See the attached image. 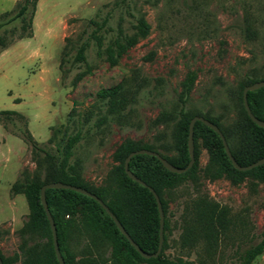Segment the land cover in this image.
Listing matches in <instances>:
<instances>
[{"label": "rangeland", "instance_id": "1", "mask_svg": "<svg viewBox=\"0 0 264 264\" xmlns=\"http://www.w3.org/2000/svg\"><path fill=\"white\" fill-rule=\"evenodd\" d=\"M20 1L0 0V14L15 10ZM106 15L107 30L100 31L104 42L118 25L127 35L136 36L138 17L148 26L147 33L136 36L115 65L97 54L89 38L90 20ZM32 30L31 37L18 39L0 52V111L21 113L33 138L49 151L54 149L48 142L53 133L59 135L65 126L70 134L79 128L74 156L80 160L82 178L92 188L107 183L118 165L114 151L124 139L170 143V129L161 134L164 129L153 121L161 106L172 105L188 72L195 74L188 109L212 106L228 119L232 112L220 106L228 101L226 88L255 69L264 73V0H38ZM83 41L89 44L85 60L76 62V48ZM135 71L157 87L140 98L130 121L133 126L109 123L98 129L93 125L95 116L83 121L100 88L113 86ZM14 120L24 127L23 121ZM8 129H13L11 124ZM195 148L196 182L186 181L171 196H164L171 227L164 252L196 264L199 260L237 264L238 252L256 242L262 229L264 186L252 187L248 178L239 183L224 176L211 178L203 172L208 153L200 139ZM162 153L177 154L174 149ZM34 169L31 147L0 125V253L5 257L19 255L20 229L28 216L23 194H14L11 203L10 186L21 178L22 170L32 173ZM198 194L229 208L230 231L221 237L212 256L200 242L180 243L183 205ZM82 241L74 245L75 250ZM19 263L20 257L13 264ZM252 264H264V250Z\"/></svg>", "mask_w": 264, "mask_h": 264}, {"label": "trees", "instance_id": "2", "mask_svg": "<svg viewBox=\"0 0 264 264\" xmlns=\"http://www.w3.org/2000/svg\"><path fill=\"white\" fill-rule=\"evenodd\" d=\"M38 0H21L15 10L0 14V52L16 40L29 38L33 34L32 19ZM108 15L92 18L89 38L96 44L97 54L104 56L110 65H115L128 48L147 33L148 26L141 18H136V36L127 35L118 25L114 34L104 42L101 30L106 31ZM88 42H81L74 55L76 62L85 60ZM195 80L194 72H188L181 82L179 91L171 106H161L153 123L164 130L170 129V143L156 141L140 143L131 138L124 139L114 151L118 165L112 170L105 185L92 188L82 178L80 160L74 156V148L81 138L79 128L70 134L65 126L59 135L54 133L48 138L53 143V151L46 150L36 141L26 127L24 116L14 110L0 111V125L11 134L20 135L31 147L35 169L32 173L21 171V178L10 186L11 194H23L28 216L20 229L21 242L19 255L5 257L0 253L3 264H13L20 257L19 264H59L53 250L52 236L44 210L40 203L39 189L48 182H63L80 186L95 194L133 239L145 252L153 253L158 246L159 216L152 193L146 186L130 179L124 172L123 163L126 156L141 148L158 152L176 167H184L189 161L187 151V134L190 119L199 115L215 124L228 145L234 160L239 165L250 164L264 156V128L255 124L247 115L242 100L243 87L258 80H264V73L253 70L241 77L236 84L226 88L227 103L220 106L226 112H232L228 119L226 113H215L212 106L188 109L190 92ZM160 82V81H159ZM158 85V84H157ZM151 86V87H150ZM148 78L138 71L123 78L119 83L100 88L96 100L83 115V121L95 116L93 125L101 129L109 123L117 126H133L130 121L136 114V105L145 91L156 90ZM246 100L251 113L264 121V86L247 91ZM71 110L69 117L72 118ZM15 117V118H14ZM23 121L24 127L16 124L14 119ZM11 124L12 130L8 129ZM200 139L208 153L203 172L211 178L226 177L233 183L244 178L250 180V186H264V163L251 169L240 171L233 167L225 154L220 137L211 128L200 121L193 125L194 162L182 173L165 169L160 161L150 155L135 154L128 161V169L158 195L163 212V242L156 257H142L128 240L120 233L112 219L97 201L79 192L48 188L45 199L56 228L59 252L64 264H196L182 258H170L165 254L167 234L170 232V220L167 209L168 201L164 198L186 181L196 182V140ZM174 149L177 154L168 157L162 151ZM180 220V243L182 246H194L202 243L203 250L212 256L221 237L230 231L231 219L229 208L209 199L205 194H198L185 202ZM33 243H28L32 238ZM84 238V242L82 241ZM82 241L78 250L74 245ZM264 250V223L258 240L250 242L238 252L237 264H252L253 260ZM199 260L198 264H205Z\"/></svg>", "mask_w": 264, "mask_h": 264}, {"label": "water", "instance_id": "3", "mask_svg": "<svg viewBox=\"0 0 264 264\" xmlns=\"http://www.w3.org/2000/svg\"><path fill=\"white\" fill-rule=\"evenodd\" d=\"M264 86V80H258L255 81L251 84H248L246 86L243 87L242 90V100H243V107L248 115V117L258 126L264 128V121L258 119L257 117H255L250 109L249 106L247 104V100H246V92L247 91H252L255 89H258L260 87ZM195 121H200L203 124H205L206 126H208L209 128H211L214 132H216L218 134V136L221 139L224 151L226 156L228 157L229 161L231 162V164L233 165L234 168H236L237 170L240 171H245L248 169H251L252 167L261 165L264 163V156H262L261 158L257 159L256 161L247 164V165H239L233 158V156L231 155V152L228 148V145L225 141L224 136L222 135L221 131L219 130V128L213 124L212 122H210L209 120L205 119L202 116L199 115H195L193 116L188 124V134H187V151H188V155H189V161L188 163L180 168V167H176L174 165H172L170 162H168L165 158H163L158 152L153 151V150H149V149H145V148H141L138 150H134L132 152H130L123 163V168H124V172L126 173V175L132 179L133 181L141 184L142 186H146L148 188V190L152 193L156 205H157V210H158V216H159V226H158V246L155 252L153 253H147L145 251H143L134 241L133 239L129 236V234L126 232V230L123 228V226L120 224V222L117 220V218L115 217V215L109 210V208L107 207V205L105 203H103L101 201V199H99L95 194L89 192L88 190H86L83 187L80 186H75V185H71L68 183H63V182H48L43 184L40 189H39V198H40V203L42 205V208L44 210L46 219L48 221L49 227H50V231H51V236H52V244H53V250H54V254L56 256V259L58 261L59 264H64L63 258L59 252L58 249V244H57V238H56V228H55V224L53 221V218L51 216V213L48 209L47 206V202L45 199V190L48 188H62V189H69V190H73L76 192H79L81 194H84L86 196H89L90 198L94 199L95 201L98 202V204L101 206V208L108 214V216L112 219V221L114 222L115 226L117 227V229L120 231V233L128 240V242L130 243V245H132L134 247V249L144 258H149V257H156L160 250H161V246H162V242H163V212H162V208H161V203L159 200L158 195L155 193V191L147 186L145 184V182H143L141 179H139L138 177H136L129 169H128V161L130 159L131 156L135 155V154H146V155H150V156H154L156 157L160 163L162 164V166L167 169L170 172H174V173H182L185 172L186 170H188L193 162H194V144H193V125L195 123ZM0 264L2 263V260L0 258Z\"/></svg>", "mask_w": 264, "mask_h": 264}, {"label": "crops", "instance_id": "4", "mask_svg": "<svg viewBox=\"0 0 264 264\" xmlns=\"http://www.w3.org/2000/svg\"><path fill=\"white\" fill-rule=\"evenodd\" d=\"M16 195V194H15ZM15 195L13 194V195H9V197H10V201H11V203L12 204H14V198H15ZM8 220V219H7ZM11 220V219H10ZM4 222V221H3ZM2 222V223H3Z\"/></svg>", "mask_w": 264, "mask_h": 264}]
</instances>
